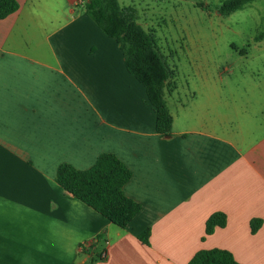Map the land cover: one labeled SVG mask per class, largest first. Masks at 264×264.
<instances>
[{"label":"crops","instance_id":"0c3cea01","mask_svg":"<svg viewBox=\"0 0 264 264\" xmlns=\"http://www.w3.org/2000/svg\"><path fill=\"white\" fill-rule=\"evenodd\" d=\"M17 1L0 20V264H188L211 249L264 264L261 70L186 51L189 66H171L136 13L152 0H119L169 70L172 136L162 137L144 86L86 0ZM248 70L252 79L240 78ZM104 153L132 172L124 192L141 206L124 229L56 182L60 165L87 170ZM215 213L227 225L206 236ZM253 220L262 221L256 233Z\"/></svg>","mask_w":264,"mask_h":264},{"label":"trees","instance_id":"16d2710c","mask_svg":"<svg viewBox=\"0 0 264 264\" xmlns=\"http://www.w3.org/2000/svg\"><path fill=\"white\" fill-rule=\"evenodd\" d=\"M254 1L225 0L215 10L222 16H230ZM19 8L17 0H0V20L16 13ZM85 10L103 33L119 45L128 72L144 86L147 102L157 114L158 134L162 137L172 136L173 119L164 97L169 70L153 38L138 24L134 10L122 8L119 0H86ZM263 41L264 31L255 37V42ZM131 178L132 172L120 159L104 153L87 170H78L67 163L60 165L56 182L66 192L124 229L141 210V206L124 192ZM227 222L226 214H213L206 222V236L213 234L217 228H225ZM261 225V220H253L252 233H256ZM149 237L150 231H146L140 239L148 244ZM188 264L240 263L230 251L211 249L198 251Z\"/></svg>","mask_w":264,"mask_h":264},{"label":"rangeland","instance_id":"374dc122","mask_svg":"<svg viewBox=\"0 0 264 264\" xmlns=\"http://www.w3.org/2000/svg\"><path fill=\"white\" fill-rule=\"evenodd\" d=\"M223 1L152 0L149 8L137 7L136 13L144 27L148 24L146 28L156 32L159 48L171 66H189L185 57L188 54L190 59L202 56V63L239 70L254 65L263 79L264 41L255 42V37L264 31V0H255L230 16L215 10ZM176 51H180L179 56L174 55ZM236 51H248L251 57L246 59ZM253 56L259 59L253 61ZM239 76L246 81L252 79L249 70Z\"/></svg>","mask_w":264,"mask_h":264},{"label":"built area","instance_id":"2783aa9c","mask_svg":"<svg viewBox=\"0 0 264 264\" xmlns=\"http://www.w3.org/2000/svg\"><path fill=\"white\" fill-rule=\"evenodd\" d=\"M84 247H85V246H84ZM105 257H106V253L103 254V258H105Z\"/></svg>","mask_w":264,"mask_h":264}]
</instances>
